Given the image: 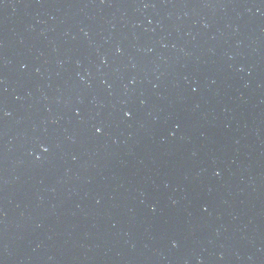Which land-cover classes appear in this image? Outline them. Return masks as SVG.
<instances>
[{
	"label": "water",
	"instance_id": "water-1",
	"mask_svg": "<svg viewBox=\"0 0 264 264\" xmlns=\"http://www.w3.org/2000/svg\"><path fill=\"white\" fill-rule=\"evenodd\" d=\"M0 264H264V0H0Z\"/></svg>",
	"mask_w": 264,
	"mask_h": 264
},
{
	"label": "snow or ice",
	"instance_id": "snow-or-ice-1",
	"mask_svg": "<svg viewBox=\"0 0 264 264\" xmlns=\"http://www.w3.org/2000/svg\"><path fill=\"white\" fill-rule=\"evenodd\" d=\"M98 131H99V129H98Z\"/></svg>",
	"mask_w": 264,
	"mask_h": 264
}]
</instances>
